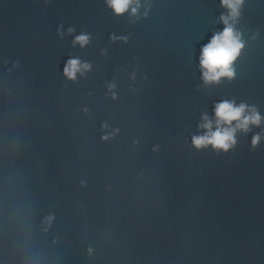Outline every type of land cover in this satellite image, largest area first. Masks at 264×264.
<instances>
[{
  "label": "clouds",
  "instance_id": "clouds-1",
  "mask_svg": "<svg viewBox=\"0 0 264 264\" xmlns=\"http://www.w3.org/2000/svg\"><path fill=\"white\" fill-rule=\"evenodd\" d=\"M106 2L117 16L128 12L129 8H131V15L136 16L141 6L140 0H106ZM243 3L244 0H221L222 7L227 10L226 15L222 14L219 17L224 25L223 31L214 33L209 42L201 48L199 62L202 78L206 84L218 83L221 78L232 79L235 75L233 64L245 47L242 34L234 27L240 16ZM133 5L135 6L133 7ZM146 16L147 11L145 12ZM73 31V28L68 29L69 34ZM89 39L87 34H80L75 37L73 44L84 47L89 43ZM115 39L117 37L114 36L113 40ZM121 39L126 41L127 38L122 37ZM90 67V64L72 58L67 61L64 67V75L69 80L75 81L77 73L83 74ZM109 87L111 90L115 85L112 84ZM113 98L115 99V94H113ZM214 114V121L207 115L202 117L199 128L203 130V134L192 137V145L198 150L211 146L214 150L227 152L235 146L238 131L246 133L250 130V126H259L262 122V117L257 109L243 103L237 106L234 102L222 101L215 105ZM111 135L110 133L102 136V139L107 140ZM260 139L259 134L252 137L253 148L259 144ZM51 220V216L47 218L48 223H51Z\"/></svg>",
  "mask_w": 264,
  "mask_h": 264
}]
</instances>
